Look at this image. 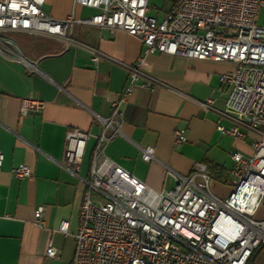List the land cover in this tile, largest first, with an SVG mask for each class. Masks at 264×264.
Masks as SVG:
<instances>
[{
    "label": "built area",
    "instance_id": "2783aa9c",
    "mask_svg": "<svg viewBox=\"0 0 264 264\" xmlns=\"http://www.w3.org/2000/svg\"><path fill=\"white\" fill-rule=\"evenodd\" d=\"M45 0H0V56L37 72L16 43L6 37L25 33L56 40L66 39L73 25L96 26L111 36L124 32L136 38L142 53L134 65H125L128 84L106 118H97L99 132L92 136L77 129L65 133L61 169L75 178L89 138L95 139L88 178L82 180V198L71 264H253L264 253V219H254L264 208V26L257 14L264 0H176L162 20L149 15V0H74V5L97 11L91 17L56 20L43 10ZM165 54L197 61L228 63L220 74L221 91L227 93L223 116L232 127L217 125L222 134L251 136L252 154L231 153L230 191L219 196L212 190L213 177L203 163L181 175L165 166L174 181L169 190L154 191L131 176L104 153L122 135L119 105L138 87L153 90L159 82L145 71L147 57ZM103 56L92 52L90 61ZM212 99L200 102L212 108ZM44 102L21 99L19 114H37ZM176 146L187 140L186 130L173 133ZM144 162L158 160L154 148L140 149ZM4 156L0 152V170ZM16 179H30L27 165L11 170ZM43 207L35 212L40 222ZM61 221L58 232L66 234ZM45 256L57 259L48 244Z\"/></svg>",
    "mask_w": 264,
    "mask_h": 264
},
{
    "label": "crops",
    "instance_id": "0c3cea01",
    "mask_svg": "<svg viewBox=\"0 0 264 264\" xmlns=\"http://www.w3.org/2000/svg\"><path fill=\"white\" fill-rule=\"evenodd\" d=\"M42 10L56 20L97 13L74 5V0H45ZM65 35L56 40L9 34L37 72L0 56V264H71L82 180L88 178L95 139H88L75 178L58 165L65 133L71 128L92 136L99 132L97 118L109 116L128 84L124 66L134 65L142 53L140 42L124 32L111 36L96 26L73 25ZM93 51L103 56L97 63L90 61ZM147 62L145 71L159 85L153 90L136 87L121 102L122 135L110 141L105 155L157 192L174 186L165 166L186 175L195 163H203L213 177V192L226 196L231 153L252 154L250 135L234 138L216 129L232 127L231 119L222 115L227 93L219 83L220 74L232 65L165 54L148 56ZM29 96L44 102V108L20 117V101ZM209 98L212 108L203 110L199 103ZM178 129L187 136L180 146L173 140ZM146 146L154 148L158 162L141 159L140 149ZM18 165H27L32 177L16 179L11 170ZM38 207H43L39 223ZM63 220L66 234L58 232ZM48 244L57 249V259L46 258Z\"/></svg>",
    "mask_w": 264,
    "mask_h": 264
},
{
    "label": "rangeland",
    "instance_id": "374dc122",
    "mask_svg": "<svg viewBox=\"0 0 264 264\" xmlns=\"http://www.w3.org/2000/svg\"><path fill=\"white\" fill-rule=\"evenodd\" d=\"M172 0H149L150 14L156 17H163L165 13H168L171 9ZM257 24L264 26V10L260 9L257 14ZM9 37V35H6ZM226 192L230 191L225 190ZM229 193V192H228ZM254 219H264V208H261ZM253 264H264V253H261L256 257Z\"/></svg>",
    "mask_w": 264,
    "mask_h": 264
},
{
    "label": "trees",
    "instance_id": "16d2710c",
    "mask_svg": "<svg viewBox=\"0 0 264 264\" xmlns=\"http://www.w3.org/2000/svg\"><path fill=\"white\" fill-rule=\"evenodd\" d=\"M176 0H174V2H175Z\"/></svg>",
    "mask_w": 264,
    "mask_h": 264
}]
</instances>
